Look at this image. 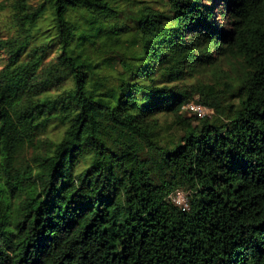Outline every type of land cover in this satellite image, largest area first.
Masks as SVG:
<instances>
[{"label": "trees", "instance_id": "16d2710c", "mask_svg": "<svg viewBox=\"0 0 264 264\" xmlns=\"http://www.w3.org/2000/svg\"><path fill=\"white\" fill-rule=\"evenodd\" d=\"M128 2L0 0V264H264V0Z\"/></svg>", "mask_w": 264, "mask_h": 264}, {"label": "rangeland", "instance_id": "374dc122", "mask_svg": "<svg viewBox=\"0 0 264 264\" xmlns=\"http://www.w3.org/2000/svg\"><path fill=\"white\" fill-rule=\"evenodd\" d=\"M110 1H112L114 4H119L126 8L129 5L128 0H110ZM145 1H150V3H148L147 5L153 6L155 8H160L162 10H168L167 0H145ZM126 12L130 14L131 9L127 8ZM222 69L223 71H228L229 68L226 65H224ZM211 76H212L211 72H208L203 76V79L211 80ZM189 116H192V115L190 114ZM173 199L178 205L187 206V203H188L187 194L183 190L179 189L176 192H174Z\"/></svg>", "mask_w": 264, "mask_h": 264}, {"label": "built area", "instance_id": "2783aa9c", "mask_svg": "<svg viewBox=\"0 0 264 264\" xmlns=\"http://www.w3.org/2000/svg\"><path fill=\"white\" fill-rule=\"evenodd\" d=\"M184 110H188L191 113L196 114L198 117H205L207 114L212 112L207 107L198 104L197 102L188 103L184 106Z\"/></svg>", "mask_w": 264, "mask_h": 264}]
</instances>
